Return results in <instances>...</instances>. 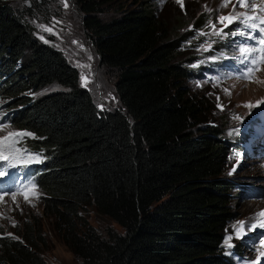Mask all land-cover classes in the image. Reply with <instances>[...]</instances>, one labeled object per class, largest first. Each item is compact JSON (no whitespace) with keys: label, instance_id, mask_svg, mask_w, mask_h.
I'll list each match as a JSON object with an SVG mask.
<instances>
[{"label":"trees","instance_id":"1","mask_svg":"<svg viewBox=\"0 0 264 264\" xmlns=\"http://www.w3.org/2000/svg\"><path fill=\"white\" fill-rule=\"evenodd\" d=\"M129 2L76 0L101 64L116 70L118 105L101 109L63 51L36 37L31 7L0 0L2 118L44 153L30 175L79 264H234L222 252L234 218L222 176L231 143L186 85L184 32L152 0ZM52 83L62 88L37 93ZM87 204L123 232H98L80 213ZM14 232L0 231V264H48L39 225Z\"/></svg>","mask_w":264,"mask_h":264},{"label":"rangeland","instance_id":"2","mask_svg":"<svg viewBox=\"0 0 264 264\" xmlns=\"http://www.w3.org/2000/svg\"><path fill=\"white\" fill-rule=\"evenodd\" d=\"M5 1L19 9L30 6L31 12L27 18L36 37L63 51L79 72V86L89 90L99 108L117 107L116 70L101 64L99 54L86 34L84 13L77 7L76 0ZM65 2L67 7L64 6ZM152 2L172 31L184 32L182 50L189 57L186 63L191 69L186 85L208 107L202 115L203 120L216 124L231 143L222 176L229 178L234 186V218L224 230L222 252L234 264H254L259 252L264 251L260 244L264 240V229L257 227L249 230V223H257L254 219L256 214L264 210V103L257 104V101L264 100V63L257 58L258 70L252 71L251 79L241 78L251 66L246 67L245 63H241L238 48L241 45H260L254 40H246L247 32L245 36L236 34L245 31L238 19L221 24L218 17L230 14L235 17L246 13L264 18V0H245L248 5L258 6L251 11L248 7H239L237 0H228L225 7H221L223 0ZM256 23L257 29L264 27L259 20ZM218 32L220 34H216ZM61 88L57 83H52L38 89L37 93L44 94ZM249 103L252 107L246 106ZM9 106L0 100V138L7 137L9 133L30 135L13 136L0 144V151L9 157L8 160H0V171L6 173V177L0 178V231L15 235L14 230L21 231L26 221L37 227L39 225L46 240L44 244H39L38 250L48 264H79V258L54 230L53 218L44 214L38 200L39 189L26 180H32L31 172L22 168L27 165L35 168L39 162L22 163L21 159L30 161L38 157L41 162L44 153L24 144L23 141L32 136L29 131L15 128L2 118ZM258 125L261 128L254 133ZM13 195L15 200L12 199ZM80 213L102 235L108 230L123 232L119 224L98 212L92 204L83 206ZM240 222H245L241 229L242 238H236L234 229ZM228 236H233L229 242L232 247L225 245ZM259 264H264V257L259 258Z\"/></svg>","mask_w":264,"mask_h":264},{"label":"snow or ice","instance_id":"3","mask_svg":"<svg viewBox=\"0 0 264 264\" xmlns=\"http://www.w3.org/2000/svg\"><path fill=\"white\" fill-rule=\"evenodd\" d=\"M228 0H223L221 7H225L227 5ZM237 4L239 7H248L249 11L252 10V8H256L258 6L256 5H248L245 0H237ZM64 6L67 7V3H64ZM238 19L240 24L244 27L245 31H240L236 33L237 35L240 36H246V40H254L257 45H260V47H245L241 45L238 48V52L240 54V60L241 63H245L246 67H248L247 72L242 74L241 78L244 79H251V73L252 71L258 70V64H257V58H259V62L264 63V27H260L257 29V23L256 21L259 20V23L264 25V18L256 17L255 15H248V14H237L235 17L233 15L229 16H219L218 17V22L223 24L225 21L228 23H232L233 20ZM213 28H215V25H212ZM50 30V29H46ZM216 34H220L219 32ZM257 36L259 37L257 39ZM85 86L87 84L85 83ZM227 91V90H226ZM230 94V93H229ZM114 99V98H113ZM264 103V100L262 101H257V104ZM247 107H252V104L249 103L246 105ZM238 118V117H237ZM24 135H30L28 133H9L7 137L0 138V144H2L4 141L9 140L11 137H20ZM15 143V141H13ZM9 157L3 155V152L0 151V160H8ZM22 163H31V162H40L38 157L33 158V160L30 161H25L21 159ZM6 173L3 171H0V176H4ZM38 195V193H36ZM13 200H15V196L13 195L12 197ZM25 199L27 200L28 197L25 196ZM257 220V223H249V230H254L255 228L259 227L264 229V210H262L260 213L256 214V217L254 218ZM245 222H240L239 226L234 229L236 233V238H242V233L241 229L244 227ZM233 239V236H228L225 240V245L228 247H232V245L229 243ZM261 247H264V240L260 241ZM264 257V251H260L259 255L257 257V260L254 262V264H259V258Z\"/></svg>","mask_w":264,"mask_h":264},{"label":"bare ground","instance_id":"4","mask_svg":"<svg viewBox=\"0 0 264 264\" xmlns=\"http://www.w3.org/2000/svg\"><path fill=\"white\" fill-rule=\"evenodd\" d=\"M24 157V156H23ZM1 170V169H0ZM5 176V175H4ZM4 176H0V178H3ZM6 177V176H5Z\"/></svg>","mask_w":264,"mask_h":264}]
</instances>
